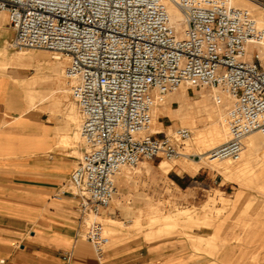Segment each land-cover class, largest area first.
<instances>
[{
    "label": "built area",
    "instance_id": "built-area-1",
    "mask_svg": "<svg viewBox=\"0 0 264 264\" xmlns=\"http://www.w3.org/2000/svg\"><path fill=\"white\" fill-rule=\"evenodd\" d=\"M1 16L12 46L65 62L84 143L69 184L83 216L110 206L123 167L182 156L189 129L149 133L157 98L181 86L220 89L230 100L227 140L210 159L237 161L245 138L264 139V25L229 0H0ZM86 239L100 257L103 226L90 224Z\"/></svg>",
    "mask_w": 264,
    "mask_h": 264
},
{
    "label": "rangeland",
    "instance_id": "rangeland-1",
    "mask_svg": "<svg viewBox=\"0 0 264 264\" xmlns=\"http://www.w3.org/2000/svg\"><path fill=\"white\" fill-rule=\"evenodd\" d=\"M253 1L258 5L256 8H238L247 9L256 21L260 15L264 19V5ZM1 22L9 29L5 17ZM178 27L180 30L182 26ZM13 37L11 32L0 46V75L6 71L12 73L15 105L21 108L13 119L26 124L15 132L37 135L45 131L46 152L42 157L62 168L59 183H64V190L73 195L68 178L84 151V143L77 106L69 96L63 76L65 62L44 50L16 48L12 46ZM161 97L166 101L165 109L155 103L156 111L161 113L156 118L161 124L159 135L171 136L179 127L191 132L180 151L182 156L173 161L142 160L136 166L123 167L116 177V194L108 208L100 209L97 215L83 216L77 197L78 221H83L85 227L101 224L108 238L105 248L117 243L124 233L141 235L146 242L176 238L195 253L191 260L206 253L225 263L264 264V139L254 133L244 139V145L249 137H255L262 147L244 151L237 161L210 164L204 157L227 140L225 121L229 98L220 89L185 85ZM214 122L220 130L218 140L206 137ZM191 123L196 128H191ZM21 146L31 151L41 143L23 141ZM198 167L202 168L194 172ZM237 201H243V206L236 208ZM221 218L227 222L220 223ZM229 227L236 231L232 241L238 254H226L229 241L221 235ZM199 229L205 231V238L197 236ZM201 245L206 249L201 250ZM217 250L223 254L215 256L210 252Z\"/></svg>",
    "mask_w": 264,
    "mask_h": 264
},
{
    "label": "crops",
    "instance_id": "crops-1",
    "mask_svg": "<svg viewBox=\"0 0 264 264\" xmlns=\"http://www.w3.org/2000/svg\"><path fill=\"white\" fill-rule=\"evenodd\" d=\"M256 1L264 5V0ZM3 17L0 46L12 32L9 26L11 32L3 26ZM12 78L8 71L0 75V264H234L206 253L191 260L195 253L176 238L146 242L141 235L126 233L99 257L85 238L88 226L78 221L77 197L64 190V183H59L62 168L42 157L46 152L45 131L37 135L15 132L25 123L13 119L21 108L15 105ZM23 141H38L41 146L30 151L21 146ZM257 158L261 163L260 150ZM236 203V208L244 204ZM225 219L219 222H227ZM229 228L221 235L229 241L226 254H238L232 241L236 231ZM205 235L199 229L197 236ZM200 249L206 248L201 245ZM210 252L215 256L223 254L220 250ZM67 255L68 263L63 259Z\"/></svg>",
    "mask_w": 264,
    "mask_h": 264
},
{
    "label": "bare ground",
    "instance_id": "bare-ground-1",
    "mask_svg": "<svg viewBox=\"0 0 264 264\" xmlns=\"http://www.w3.org/2000/svg\"><path fill=\"white\" fill-rule=\"evenodd\" d=\"M230 4L233 5V6H237V7H241V6H244V7H248V8H256L255 6H258L253 0H229ZM251 4V5H250ZM261 8V7H260ZM251 10V9H249ZM264 10V9H263ZM168 11H169V14L171 16V18L174 20V21H178L180 20L181 16H180V13L178 12V10L172 6V5H169L168 6ZM252 11V10H251ZM259 20H257V22L259 23H263L264 22V19H261L263 18L262 15L259 16ZM216 99V97H215ZM165 99L163 97H158L157 100H156V106L158 105H161L162 106V109H165ZM220 103V102H219ZM155 106L153 112H152V119H151V123H150V129H151V133L153 134H158V133H161L162 131L160 130V126L161 124L159 122H157L156 118L159 116V114H161L159 111H156L157 107ZM158 110V109H157ZM218 112V110L216 111V113ZM73 113V112H72ZM68 114V113H67ZM220 114V113H219ZM70 115V113H69ZM75 115V114H74ZM209 115V114H208ZM72 116V115H71ZM68 117V116H67ZM220 118V117H219ZM71 119L74 120L75 122V119L72 117ZM218 119V118H217ZM216 119V120H217ZM77 125V124H76ZM191 128H196L195 124L191 123L190 125ZM224 134V133H223ZM207 138L209 139H212V140H218L219 137H220V130L217 126V124L214 122L213 123V126L212 128L207 132L206 134ZM253 134L249 135V136H252ZM202 136V135H201ZM63 137V136H62ZM68 138V137H67ZM60 141V140H59ZM64 143V142H63ZM224 143V142H223ZM222 143V144H223ZM68 144V143H67ZM222 144H219L217 147H220L222 146ZM261 144V143H260ZM257 147H262V145H258V143H256V140H255V137H249L246 141V144L244 145V149H243V152L244 151H248V152H252L254 151ZM212 149V148H211ZM209 151V150H208ZM242 152V153H243ZM202 154V153H201ZM262 154L264 156V149L262 151ZM184 156L186 157V154H184ZM202 156V155H201ZM204 160H208V162L211 164L213 161L215 160H212L210 159L209 156L207 157H204ZM208 164V163H207ZM206 166V165H205ZM211 167V166H210ZM224 167V166H223ZM202 167H198L196 169H194V172H197L199 169H201ZM239 199V198H238Z\"/></svg>",
    "mask_w": 264,
    "mask_h": 264
}]
</instances>
